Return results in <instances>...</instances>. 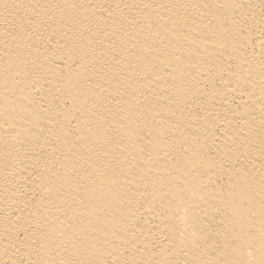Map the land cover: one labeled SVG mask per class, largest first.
Here are the masks:
<instances>
[{
  "label": "bare ground",
  "instance_id": "bare-ground-1",
  "mask_svg": "<svg viewBox=\"0 0 264 264\" xmlns=\"http://www.w3.org/2000/svg\"><path fill=\"white\" fill-rule=\"evenodd\" d=\"M0 264H264V0H0Z\"/></svg>",
  "mask_w": 264,
  "mask_h": 264
}]
</instances>
